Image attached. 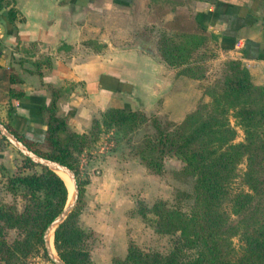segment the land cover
Returning <instances> with one entry per match:
<instances>
[{
	"label": "trees",
	"instance_id": "16d2710c",
	"mask_svg": "<svg viewBox=\"0 0 264 264\" xmlns=\"http://www.w3.org/2000/svg\"><path fill=\"white\" fill-rule=\"evenodd\" d=\"M189 1L151 0L153 5L166 7L164 11L175 13ZM173 28V35L163 33L157 38L158 60L179 75L203 79L205 70L195 57L207 47L206 33L189 25L186 29L178 24ZM223 67L222 78L207 92L210 103L198 105L178 123H169L170 128L162 127L153 115L147 116L142 110L109 108L101 120H93L90 132L77 133L66 116L59 114L57 105L71 88L52 85H47L49 102L41 108L46 125L43 150L6 125L31 150L66 165L76 177L77 155L102 127L134 131L151 121L154 132L145 135L137 146L140 160L154 172L160 171L165 155L174 154L183 160L182 173L194 178L190 212L168 207L161 200L149 208L155 216V232L178 234L175 247L162 254L130 245L123 259L115 258L108 264H264V86L252 82L239 60H227ZM4 81L15 83L19 78L12 70L0 67V88L7 91L6 96L1 94L2 99L22 95L2 85ZM236 126L243 131L242 141H235ZM244 160L246 167L240 172L238 167ZM25 162L34 165L27 157ZM77 182L81 195V182ZM7 188L21 191L25 202L20 210L13 204L0 203V264H29V258L40 250L46 256L44 232L67 205L70 190L62 177L45 167L39 174L9 178ZM78 203L79 198L54 230V246L66 264H98L90 259L86 232L78 225ZM231 215L240 218L233 222ZM8 229L18 230L20 236L8 242ZM235 236L239 237V248L232 242ZM183 249L197 251L184 258L180 255Z\"/></svg>",
	"mask_w": 264,
	"mask_h": 264
},
{
	"label": "crops",
	"instance_id": "0c3cea01",
	"mask_svg": "<svg viewBox=\"0 0 264 264\" xmlns=\"http://www.w3.org/2000/svg\"><path fill=\"white\" fill-rule=\"evenodd\" d=\"M134 2L0 0V67L19 78L2 85L22 92L0 100L14 130L30 140L42 139L47 85L71 88L57 105L77 133L86 132L109 108L149 112L162 105L176 123L194 110L200 97L195 79L159 61L154 49L155 56L138 49L142 43L126 48L115 43L118 32L132 31V22L126 29L127 22L118 24L117 15L129 13ZM187 12L189 26L206 33L218 62L239 60L252 82L264 86V0H192ZM86 30L104 49L86 56L71 53L89 39ZM97 222L94 218L92 225Z\"/></svg>",
	"mask_w": 264,
	"mask_h": 264
},
{
	"label": "rangeland",
	"instance_id": "374dc122",
	"mask_svg": "<svg viewBox=\"0 0 264 264\" xmlns=\"http://www.w3.org/2000/svg\"><path fill=\"white\" fill-rule=\"evenodd\" d=\"M191 1L186 6L178 8L175 17L166 19L170 14L169 11H164L166 7L153 5L151 0H135L129 13L117 15L118 24L127 22L126 29L129 27V21L130 24L132 22V31L118 32L120 35L115 43L121 48L142 43V47L151 46L155 50L158 48L157 38L160 34L173 35V26L177 24L183 29L188 27L187 8ZM85 36L89 39H86L78 49H70L71 53L78 52L86 56L92 51L104 49L102 44L94 43L91 30H86ZM217 57L214 48L208 44L206 48L202 47L200 54L195 57V60L201 61L205 74L203 79L196 80L200 97L194 109L198 105L210 103L211 97L207 92L223 76L224 61L218 62ZM143 112L147 116L153 115L162 127L170 128L169 123H176L171 119L174 115L164 111L162 105L153 111ZM4 113L0 109V121L12 128ZM94 119L101 120V116ZM93 120L83 133L91 131ZM150 122L147 121L134 131L102 127L100 132L93 135L95 137L90 138L93 140L87 147L77 155V179L81 182L77 219L78 225L86 232L85 245L90 259L95 263L108 264L115 258L123 259L130 245L145 252L168 254L175 247L178 234L155 232V216L149 212V208L154 202L161 200L168 207L177 208L187 214L192 209L194 178L182 173L184 162L179 156L165 155L160 171L154 172L148 169L136 154L137 146L141 144L145 135L154 132ZM234 123L235 121L231 119V124ZM236 129L235 141H242L243 131L239 126H236ZM19 136L27 139L21 133ZM43 139L44 136L39 141L28 140L35 142V148L43 150ZM25 158L0 133V203L13 204L18 210L25 201L21 191L8 190L9 178L42 172V166L35 163L30 165L25 162ZM245 167L246 160L242 161L238 168L242 172ZM71 200L70 190L67 205ZM142 213H145V216ZM92 218L97 219L96 225H92ZM239 218L240 216L231 215L230 220L236 222ZM5 235L8 242L20 236L16 229H8ZM50 240H53V234ZM232 242L239 248L238 236L233 237ZM52 250L57 254L54 242ZM196 251L183 249L180 255L189 258L194 256ZM29 264L54 263L43 254V250H40L29 258Z\"/></svg>",
	"mask_w": 264,
	"mask_h": 264
},
{
	"label": "water",
	"instance_id": "95a60500",
	"mask_svg": "<svg viewBox=\"0 0 264 264\" xmlns=\"http://www.w3.org/2000/svg\"><path fill=\"white\" fill-rule=\"evenodd\" d=\"M138 49L143 50L149 54H152L155 56V51L151 46H148L147 48H144L142 46H138ZM0 133L1 135L6 138L9 142H11L25 157L30 159L35 164H38L42 167H45L56 174L57 172H63L67 174L68 178L70 179V182L72 183V200L71 202L64 207V209L53 219V221L48 225L47 229L44 232L43 235V242H44V249L46 252V255L48 258L54 263V264H66L59 256L58 254H54L51 251L50 243H49V236L52 232L53 234V242H54V230L56 227L61 224L68 214L72 211V209L76 206L79 198V186L77 182V177L70 168H68L66 165L52 160L45 157H42L38 155L36 152L31 150L24 142H22L14 133H12L8 127L0 121ZM67 185V184H66Z\"/></svg>",
	"mask_w": 264,
	"mask_h": 264
},
{
	"label": "bare ground",
	"instance_id": "6f19581e",
	"mask_svg": "<svg viewBox=\"0 0 264 264\" xmlns=\"http://www.w3.org/2000/svg\"><path fill=\"white\" fill-rule=\"evenodd\" d=\"M57 173H58V175H59L60 177H62V178L65 180L67 186H68L69 189L72 191V183L70 182V179L68 178L67 174H65V173H63V172H57ZM51 235H52V232L50 233V236H49V243H50V247L53 249V240H50ZM52 249H51V251L53 252ZM53 253H54V252H53Z\"/></svg>",
	"mask_w": 264,
	"mask_h": 264
}]
</instances>
